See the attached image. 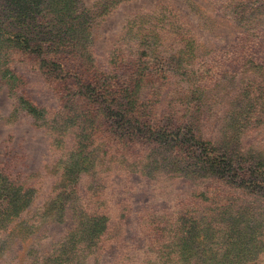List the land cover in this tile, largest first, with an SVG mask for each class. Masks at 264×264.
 <instances>
[{"label":"rangeland","instance_id":"rangeland-1","mask_svg":"<svg viewBox=\"0 0 264 264\" xmlns=\"http://www.w3.org/2000/svg\"><path fill=\"white\" fill-rule=\"evenodd\" d=\"M228 6L0 0V264H148L141 217L210 197L244 207L264 246V196L235 181L264 170V28ZM248 35L243 67L233 42ZM200 55L220 61L215 76ZM94 223L106 231L91 246Z\"/></svg>","mask_w":264,"mask_h":264},{"label":"trees","instance_id":"trees-1","mask_svg":"<svg viewBox=\"0 0 264 264\" xmlns=\"http://www.w3.org/2000/svg\"><path fill=\"white\" fill-rule=\"evenodd\" d=\"M245 2L258 3V12H249L246 14ZM231 3V12L235 15V21L244 28L254 23L253 19L259 18L260 26L264 28V0H227ZM257 11V10H256ZM249 28L246 34L253 31ZM252 34L254 32H251ZM237 39L234 43V51L236 60L245 66L254 65V61L250 58L244 60L242 55L251 49L253 39ZM232 54V52H229ZM228 54V55H229ZM230 56V55H229ZM199 69L203 71L202 75L211 78L221 69L219 60L205 61L203 56H196ZM259 70H264V66H256ZM250 172L253 179L247 181L235 180L243 184L248 192L243 194L251 196H264V192H250L253 186L257 184L259 179L264 178V170L254 169ZM257 189V188H256ZM259 189V188H258ZM207 192L205 193L206 198ZM260 195V196H259ZM26 194L25 202H28ZM13 208L15 203L14 193L4 196ZM209 205L205 206L204 212H195L188 208H183L175 215H163L155 220H149L141 217L137 231L139 236L144 240L143 260L148 262L154 257L156 264H250L254 263L260 252L263 250V242L261 240L260 225L252 222V215L245 214V208L236 209L233 205L222 207L217 198H208L206 201ZM11 208V213H15V209ZM14 208H16L14 206ZM8 212V210H7ZM148 215V214H145ZM92 218V217H91ZM96 219V218H95ZM251 220V221H250ZM106 224V221L104 222ZM95 224V223H94ZM104 224V225H105ZM81 225H84L81 222ZM4 226H0V232L4 231ZM80 231V226L71 232V238L75 240L76 234ZM106 226L95 229L92 233L89 243L93 246L101 237L105 235ZM89 233V234H90ZM71 246L74 243L68 241ZM91 249L92 247H86ZM85 248V249H86ZM58 261V258H57ZM56 264H60L56 262ZM117 264H124L123 261Z\"/></svg>","mask_w":264,"mask_h":264}]
</instances>
